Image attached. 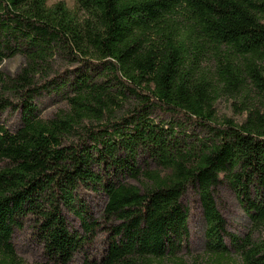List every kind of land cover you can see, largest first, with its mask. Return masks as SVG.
<instances>
[{
  "label": "trees",
  "instance_id": "1",
  "mask_svg": "<svg viewBox=\"0 0 264 264\" xmlns=\"http://www.w3.org/2000/svg\"><path fill=\"white\" fill-rule=\"evenodd\" d=\"M17 56L15 74L0 67V114H20L14 129L0 120V264H24L14 234L26 222L34 264H188L191 188L205 264H264V0H0V66ZM58 57L79 65L61 72ZM45 91L68 110L43 117ZM252 91L259 104H234L242 121L219 119L220 98ZM221 184L244 235L228 229ZM90 192L104 199L98 218Z\"/></svg>",
  "mask_w": 264,
  "mask_h": 264
},
{
  "label": "rangeland",
  "instance_id": "2",
  "mask_svg": "<svg viewBox=\"0 0 264 264\" xmlns=\"http://www.w3.org/2000/svg\"><path fill=\"white\" fill-rule=\"evenodd\" d=\"M59 1L65 2L72 9L76 8V0H49V4L51 5ZM24 64L25 59L22 56H17L5 60L0 67L9 74H15ZM54 64L55 68L61 72L66 71L68 68H75L79 65L78 63L72 64L69 60L62 57H58ZM248 95L249 96H246V94L242 92L241 94L225 95L220 98L217 104L219 119L222 120L225 117H232L237 121H242L244 116L238 115V109H235L234 104L236 103L238 105L241 102L259 104V99L255 92L252 91ZM36 101L43 117L55 116L68 110L65 102L54 92H42L37 97ZM117 112L119 113V108H117ZM153 117L157 120H163L164 122L181 121L185 123L184 128L187 131L196 132L197 134L203 133L201 128L194 127L191 123L187 121L185 122L181 117H174L160 111H155ZM0 120L6 124L7 127L14 129L20 123L19 111L9 108L0 114ZM85 197L94 217H100L101 207L104 200L103 196L90 192L86 194ZM216 197L219 208L227 220L228 229L240 235L249 232L251 228L250 222L246 217V213L239 199L230 187L221 184L217 188ZM184 203L190 210V245L189 249L185 250L180 257H182L188 264H205L207 258L203 247L204 221L199 198L193 188L188 191L184 198ZM68 221L72 230H81V224L73 214H68ZM256 237H264V227L256 232ZM103 240L104 235H100L96 244L89 247V253L97 254L102 248ZM14 244L18 258L21 259L24 264H34L36 261L42 259V249L34 236V229L31 222H26L23 228H19L15 231ZM81 259V255H77L74 264H81Z\"/></svg>",
  "mask_w": 264,
  "mask_h": 264
}]
</instances>
